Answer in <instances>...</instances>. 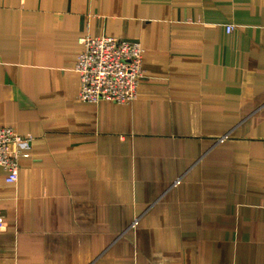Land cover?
<instances>
[{
  "label": "crops",
  "instance_id": "0c3cea01",
  "mask_svg": "<svg viewBox=\"0 0 264 264\" xmlns=\"http://www.w3.org/2000/svg\"><path fill=\"white\" fill-rule=\"evenodd\" d=\"M88 33L141 42L133 102L78 98ZM0 126V264H264V0H0Z\"/></svg>",
  "mask_w": 264,
  "mask_h": 264
},
{
  "label": "built area",
  "instance_id": "2783aa9c",
  "mask_svg": "<svg viewBox=\"0 0 264 264\" xmlns=\"http://www.w3.org/2000/svg\"><path fill=\"white\" fill-rule=\"evenodd\" d=\"M233 28L232 24L226 26L229 32ZM79 42L82 48L75 66L80 78L78 98L92 103L133 102L145 73L141 42L89 33L80 37ZM33 141L32 136L13 126H0V168L6 171V182H18L20 159L31 155ZM179 182L180 178L175 184ZM136 223L135 220L133 225Z\"/></svg>",
  "mask_w": 264,
  "mask_h": 264
}]
</instances>
